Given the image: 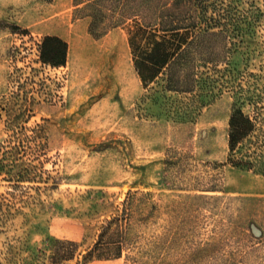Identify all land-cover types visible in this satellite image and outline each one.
<instances>
[{
    "label": "rangeland",
    "instance_id": "rangeland-1",
    "mask_svg": "<svg viewBox=\"0 0 264 264\" xmlns=\"http://www.w3.org/2000/svg\"><path fill=\"white\" fill-rule=\"evenodd\" d=\"M216 2L252 32L231 39L234 82L181 117L184 95L143 87L125 26L95 36L73 0H0V141L24 108L15 123H42L47 143L33 181L0 177L4 264H264V0ZM46 34L68 41L65 65L40 61ZM236 100L256 123L254 167L229 160ZM103 226L122 255L85 259ZM59 237L79 242L72 259H51Z\"/></svg>",
    "mask_w": 264,
    "mask_h": 264
},
{
    "label": "trees",
    "instance_id": "trees-1",
    "mask_svg": "<svg viewBox=\"0 0 264 264\" xmlns=\"http://www.w3.org/2000/svg\"><path fill=\"white\" fill-rule=\"evenodd\" d=\"M216 1L73 0V4L77 14L90 18L89 29L95 36L116 26H125L133 65L143 87L164 97H170L168 93L184 95L186 100L181 101L185 110L178 105L181 101H171L170 106L178 116L187 117L189 110L194 111L216 98L219 90L234 82L238 69L230 57L234 44L231 39H242L252 32L250 23L246 26L243 19L239 20L242 13L239 9L222 8ZM243 18L245 21L248 15ZM1 26H4L2 19ZM68 52V41L58 34H46L39 43L40 61L53 67L65 65ZM239 96L242 97V91ZM26 110L10 113L9 134L0 141V177L15 188L34 180L33 169L37 165L33 160L37 157L29 156L47 145L42 123L32 126L15 123L25 116ZM255 130V120L245 112L242 102L236 100L230 114L228 138L229 160L234 165L254 167L259 164V144L245 149L246 142L252 143L250 137ZM117 218H112L109 224ZM103 227L99 239L84 255L85 259L108 257L112 249L113 256L122 255L123 242L110 248L113 237H106L108 228ZM50 246L51 259L59 262L72 259L79 242L59 237L53 238ZM0 264H4L1 257Z\"/></svg>",
    "mask_w": 264,
    "mask_h": 264
}]
</instances>
